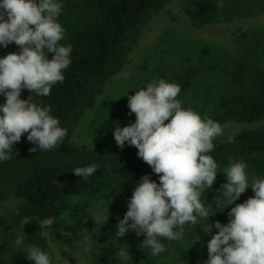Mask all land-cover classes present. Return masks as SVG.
<instances>
[{
  "label": "trees",
  "instance_id": "1",
  "mask_svg": "<svg viewBox=\"0 0 264 264\" xmlns=\"http://www.w3.org/2000/svg\"><path fill=\"white\" fill-rule=\"evenodd\" d=\"M173 0H60L63 9L58 22L64 28L63 46L71 45V64L64 70V81L57 83L48 96L22 90L21 99L41 107H50L67 136L54 149L30 152L38 147L27 140L28 133L13 145L14 158L0 161V201H8L15 209L14 220L26 239L34 246H52L67 264H86L69 251V246L87 238L95 228L93 215L88 211L90 201L108 200L111 207L123 197H132L141 178L148 175L159 184V176L138 157V150L127 142L123 150L115 143L113 132L123 120L118 114L105 118L95 134L109 138L91 147L75 146L71 139L86 111L92 108L103 93L106 82L128 62V56L141 37L142 30L154 18L165 15L180 20L195 30L210 27L223 5V0H183L182 18L170 10ZM2 2V0H0ZM15 43L0 46V58L19 53ZM52 59V54L48 55ZM262 69L236 93L219 101V113L212 120L226 127L223 135L214 139L211 155L219 167L226 169L233 162L245 161L250 168L264 174V57ZM194 72L182 73L180 89L190 87ZM236 76L244 75L237 71ZM5 97L0 95V105ZM237 125V128L232 127ZM231 138V140H229ZM99 165L85 181L72 173L76 167ZM226 177L221 185L226 183ZM220 185V188H221ZM245 194L233 204L244 203ZM52 219L42 236L39 222ZM229 215L214 213L209 224L227 225ZM27 220V224H25ZM25 227V228H24ZM213 232L218 230L213 228ZM161 242L167 246L173 240ZM113 243H104L94 254V264H107L120 251ZM208 260L207 246L201 251ZM131 264H153L151 259L135 260Z\"/></svg>",
  "mask_w": 264,
  "mask_h": 264
},
{
  "label": "clouds",
  "instance_id": "2",
  "mask_svg": "<svg viewBox=\"0 0 264 264\" xmlns=\"http://www.w3.org/2000/svg\"><path fill=\"white\" fill-rule=\"evenodd\" d=\"M62 9L58 0L0 2V46L7 48L15 43L20 48L19 53L0 58V95L5 97V103L0 105V161L14 158L13 145L25 133L28 142L38 146L30 152L52 150L67 136V129L59 126L60 121L50 114V107L33 103L32 95L28 100L20 98L24 89L48 96L52 87L65 79L63 72L71 64L72 47L59 43L65 35L58 22ZM180 91L178 84L160 79L128 96L129 115L135 114L136 120L122 129L117 122L113 132L115 143L121 150L126 142L135 147L138 157L159 176V184L148 175L141 178L128 201V211L118 220L116 237H124L129 231L137 237L144 235L141 246L157 256L166 251L162 239L182 238L186 224H196L198 218H203L207 220L205 233L213 228L218 230L207 244L206 264H264V179L249 183L247 165L242 161L222 170L227 182L221 185L215 201L217 207L235 204L249 187L254 197L231 207L227 225L218 221L208 223L212 205L201 197L212 188L221 171L208 153L214 150L213 141L223 135V129L211 118L182 108L177 99ZM98 167H76L72 173L87 181ZM108 219V210L103 220L95 215L96 222L103 225ZM38 224L41 235H49L45 230L53 220ZM15 245H24L26 258L34 264H51L49 255L40 248L25 245L24 229ZM125 245L118 255L126 260L130 255Z\"/></svg>",
  "mask_w": 264,
  "mask_h": 264
},
{
  "label": "rangeland",
  "instance_id": "3",
  "mask_svg": "<svg viewBox=\"0 0 264 264\" xmlns=\"http://www.w3.org/2000/svg\"><path fill=\"white\" fill-rule=\"evenodd\" d=\"M182 1L173 0L170 6L179 19L183 16ZM263 57L264 0H223L214 23L204 30L192 29L180 20L160 15L143 28L127 64L106 82L94 106L81 118L71 142L75 146L91 147L99 141L109 140L95 134L94 129L112 114L122 117V128L135 123V114L129 115L128 96L135 95L149 83H158L160 79L180 85L185 70L195 74L190 78V87L181 90L177 97L182 102V108L191 109L202 118H213L220 111L219 101L236 93L262 69ZM237 71H242L244 75L236 76ZM227 125L221 126L224 128ZM242 162L247 165L249 183L253 179H264V174L254 172L247 162ZM219 170L212 188L201 197L206 204L212 205L210 216L214 213L228 215L233 207L227 204L217 207L215 203L220 195L221 182L226 177L222 171L224 168L219 167ZM244 194L245 201L254 197L251 187ZM130 198H121L114 208L108 200L90 201L88 211L94 220L96 214L103 220L107 210L109 219L104 225L95 220L93 233L69 246V251L86 264H94V254L99 246L111 242L119 247L126 244L130 256L126 260L120 257L109 259L107 264H131L145 259H151L153 264H206L201 258V251L218 233H205L207 220L203 218H198L196 224H186L182 238L173 240L166 246V251L157 256H153L149 248L141 246L146 239L144 235L137 237L134 231H129L124 237H116L118 220L123 219L128 211ZM14 214L12 203L0 201V264H34L26 258V247L15 245L21 230L13 218ZM25 245H32L26 237ZM40 249L49 255L51 264H67L52 246Z\"/></svg>",
  "mask_w": 264,
  "mask_h": 264
}]
</instances>
